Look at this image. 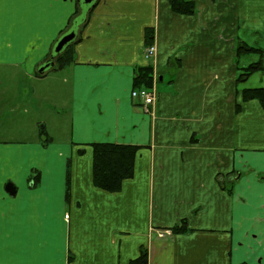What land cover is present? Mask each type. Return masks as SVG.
<instances>
[{
    "label": "crops",
    "instance_id": "crops-1",
    "mask_svg": "<svg viewBox=\"0 0 264 264\" xmlns=\"http://www.w3.org/2000/svg\"><path fill=\"white\" fill-rule=\"evenodd\" d=\"M187 1L192 14L96 0L74 29L73 62L57 68L54 45L81 2L0 0V110L10 78L16 102L67 117L64 135L37 116L30 139H6L0 124V264H128L141 245L148 264H264V111L242 98L264 71L237 81L253 61L236 51L264 35V0ZM144 65L148 111L131 96ZM92 142L141 146L119 191L93 185ZM183 221L187 231L158 235Z\"/></svg>",
    "mask_w": 264,
    "mask_h": 264
},
{
    "label": "trees",
    "instance_id": "trees-1",
    "mask_svg": "<svg viewBox=\"0 0 264 264\" xmlns=\"http://www.w3.org/2000/svg\"><path fill=\"white\" fill-rule=\"evenodd\" d=\"M82 4V1H80ZM173 11L181 14L194 13V3L187 0H168ZM90 7V4H88ZM81 13H75L69 24L72 29L84 23V16L78 19ZM75 16V17H74ZM78 40L77 35L73 41L67 44L63 50L57 54L55 61L57 68H62L65 65L73 62V44ZM153 41V30L146 28L145 30V47L150 46ZM238 54L255 53L259 55L256 61L250 62L242 68L237 77V81L246 80L251 74L257 71H264V50L259 47L248 45L243 41H238L236 44ZM51 61V60H48ZM172 61H169V63ZM42 74V73H40ZM153 68L151 65L138 66L135 68L133 78V88H146L148 90L153 87ZM243 100L256 99L264 111V86L245 88L242 92ZM40 134L44 136L42 142L46 144L50 141V137L45 134L43 129ZM92 148V182L99 189L108 192H117L121 189L122 181L133 176L134 161L140 145L113 143V142H92L89 144ZM82 153L83 149H79ZM171 233H181L187 231L185 222L181 226H173ZM128 264H148V250L145 246L139 247L137 256L131 258Z\"/></svg>",
    "mask_w": 264,
    "mask_h": 264
},
{
    "label": "rangeland",
    "instance_id": "rangeland-1",
    "mask_svg": "<svg viewBox=\"0 0 264 264\" xmlns=\"http://www.w3.org/2000/svg\"><path fill=\"white\" fill-rule=\"evenodd\" d=\"M88 4L82 2V12L81 16H78V19H81V17L84 16L86 9L88 8ZM246 37V36H245ZM246 41L254 45L256 47L262 48L264 50V35L263 36H257V35H251L247 34ZM241 63H248L250 61H256L259 58L258 54H250L247 57H242ZM16 79H10L7 78V88L8 92L6 93L7 101L3 104V107L0 110V124L2 125V137H5L6 139L10 138L9 135L17 134V132H21L20 137H26L27 139H30L33 134V124H35V118L37 116L45 119L47 121V124L49 122H53L52 120L56 119L55 124H48L49 128L47 127L48 131L50 129L57 130L59 127H61V131L64 133L67 129L65 128V125L67 124V117L64 116H58L52 113L48 108L45 109L47 106V102L43 103V108L41 110L35 111L22 100V96L20 95V99L18 102H16L15 98V88H14V82ZM248 87H257V86H264V72H257L253 74L245 83ZM244 84V85H245ZM61 111V110H59ZM37 112V113H36ZM2 113V115H1ZM57 120H60V123L58 124ZM52 125L55 127L53 128ZM36 125H34L35 128ZM37 125L35 129L40 127ZM53 130H51L52 132ZM58 133V132H57ZM55 131V134L58 137V134ZM66 133V132H65ZM64 135H67V133ZM62 135V134H60ZM1 137V135H0ZM8 137V138H7Z\"/></svg>",
    "mask_w": 264,
    "mask_h": 264
},
{
    "label": "water",
    "instance_id": "water-1",
    "mask_svg": "<svg viewBox=\"0 0 264 264\" xmlns=\"http://www.w3.org/2000/svg\"><path fill=\"white\" fill-rule=\"evenodd\" d=\"M78 2L82 1L86 4H90V6H94L96 0H77ZM77 33L74 29L69 30L68 32L64 33L60 38L56 41L53 51L57 55L60 53L63 48L73 41L76 37ZM53 65V61H46L44 62L39 68L38 72H43L46 68ZM5 190L10 194H14L15 186L12 182H7L5 185Z\"/></svg>",
    "mask_w": 264,
    "mask_h": 264
},
{
    "label": "built area",
    "instance_id": "built-area-1",
    "mask_svg": "<svg viewBox=\"0 0 264 264\" xmlns=\"http://www.w3.org/2000/svg\"><path fill=\"white\" fill-rule=\"evenodd\" d=\"M154 52V46L150 45L145 47L144 54L146 57H149ZM131 96L141 100V104L145 111H148V106L154 101V93L152 89L148 90L146 88H133L131 91ZM169 229L161 231L158 235L164 236L165 234H170Z\"/></svg>",
    "mask_w": 264,
    "mask_h": 264
}]
</instances>
